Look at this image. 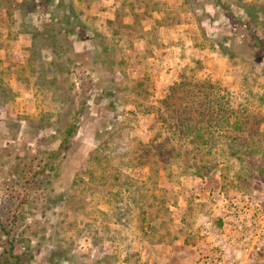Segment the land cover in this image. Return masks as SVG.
<instances>
[{
	"label": "rangeland",
	"instance_id": "374dc122",
	"mask_svg": "<svg viewBox=\"0 0 264 264\" xmlns=\"http://www.w3.org/2000/svg\"><path fill=\"white\" fill-rule=\"evenodd\" d=\"M13 237L21 264H264V0H0V264Z\"/></svg>",
	"mask_w": 264,
	"mask_h": 264
},
{
	"label": "trees",
	"instance_id": "16d2710c",
	"mask_svg": "<svg viewBox=\"0 0 264 264\" xmlns=\"http://www.w3.org/2000/svg\"><path fill=\"white\" fill-rule=\"evenodd\" d=\"M202 88H204V87H206V88H208L207 86H201ZM206 88H204V90L206 89ZM173 89V88H172ZM175 89V88H174ZM198 96V95H197ZM168 97L170 98V99H173L174 97H175V95H172V97H171V94H168ZM171 102H172V100H170ZM205 101H206V99H205ZM83 103H84V101H82ZM205 103L206 102H204V107H201L202 109H204L205 110ZM202 105V106H203ZM171 106V103L169 102V100H167V103H165V108H167V107H170ZM214 108H215V106H213ZM220 107H221V105H220ZM219 110V109H218ZM222 111H223V109H221ZM77 113L78 112H76V114L74 115V117H73V119H75V121L74 122H72L71 123V125L68 127V129H67V134L68 135H66V137H65V139H67V140H69L74 134H75V132H76V129H77V123H76V121H77ZM204 114V113H203ZM220 113H219V111H217V113L214 111V110H211V112L210 113H205V116H207V120L209 121V122H211V123H214L215 121H216V119H217V116L219 115ZM57 156V152H53V153H51V158L52 159H55V157ZM16 218V217H15ZM14 238L15 237H13V239L11 240V243H10V250H9V252H10V256H11V258H14L15 259V261H13L12 260V262H11V264H21V254H16V253H14V247H15V245H14ZM23 257V256H22ZM10 258V259H11ZM11 261V260H10Z\"/></svg>",
	"mask_w": 264,
	"mask_h": 264
},
{
	"label": "built area",
	"instance_id": "2783aa9c",
	"mask_svg": "<svg viewBox=\"0 0 264 264\" xmlns=\"http://www.w3.org/2000/svg\"><path fill=\"white\" fill-rule=\"evenodd\" d=\"M214 248L209 253L200 255L199 261H194L193 264H242L241 255L227 256L221 246L217 245Z\"/></svg>",
	"mask_w": 264,
	"mask_h": 264
}]
</instances>
